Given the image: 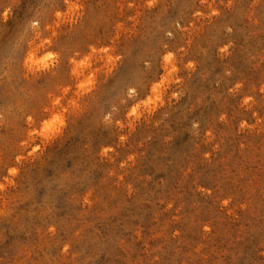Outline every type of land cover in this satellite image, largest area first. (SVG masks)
I'll use <instances>...</instances> for the list:
<instances>
[{"label":"rangeland","instance_id":"obj_1","mask_svg":"<svg viewBox=\"0 0 264 264\" xmlns=\"http://www.w3.org/2000/svg\"><path fill=\"white\" fill-rule=\"evenodd\" d=\"M0 264H264V0H0Z\"/></svg>","mask_w":264,"mask_h":264}]
</instances>
